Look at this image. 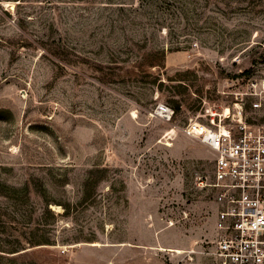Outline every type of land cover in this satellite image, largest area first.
<instances>
[{
	"label": "rangeland",
	"instance_id": "1",
	"mask_svg": "<svg viewBox=\"0 0 264 264\" xmlns=\"http://www.w3.org/2000/svg\"><path fill=\"white\" fill-rule=\"evenodd\" d=\"M263 77L264 0H0V264H212L214 155L186 129L203 100L264 125Z\"/></svg>",
	"mask_w": 264,
	"mask_h": 264
},
{
	"label": "built area",
	"instance_id": "2",
	"mask_svg": "<svg viewBox=\"0 0 264 264\" xmlns=\"http://www.w3.org/2000/svg\"><path fill=\"white\" fill-rule=\"evenodd\" d=\"M248 87L249 94L260 98L254 108H261L264 77L249 79ZM207 104L203 100L210 117V124L203 125L205 131L192 134L186 129L198 135L214 155L211 186L217 205L216 236L207 255L212 264H264V125L250 123L242 106L229 119V109L219 113ZM151 114L171 122L175 110L159 103Z\"/></svg>",
	"mask_w": 264,
	"mask_h": 264
},
{
	"label": "trees",
	"instance_id": "3",
	"mask_svg": "<svg viewBox=\"0 0 264 264\" xmlns=\"http://www.w3.org/2000/svg\"><path fill=\"white\" fill-rule=\"evenodd\" d=\"M148 65L149 66H151V67H154V66H158L159 64L156 62V61H153V60H150L149 62H148ZM245 72H248V71H244V73ZM182 79H180V81H181ZM160 84H163V82L161 81L160 82ZM182 83H180L179 85H176L175 86V88L177 89L176 90V93L177 94H180V93H183V92H180L179 91V88H181V85ZM187 89V88H186ZM186 94H187V101H188V105H190L191 104V102L192 101H190V100H192V94L191 93H187V92H185ZM172 102H173V108H174V110H175V117H176V114H178L179 113V111L181 110V102L179 101V100H177V99H173L172 100ZM174 117V118H175ZM45 210L47 211V212H50V213H52V211L48 208V206L47 205H45ZM10 251H4V252H8V253H12V252H17L18 250H16L15 248L14 249H9ZM12 250V251H11ZM0 251H2V250H0ZM31 251V253H35V251H34V249H32V250H30ZM24 253H26V252H23V253H19V254H23V255H25ZM5 255H2V254H0V258H5L4 257ZM16 256L17 255H14V256H12V258H14V259H16ZM11 256H8L7 258H10Z\"/></svg>",
	"mask_w": 264,
	"mask_h": 264
},
{
	"label": "bare ground",
	"instance_id": "4",
	"mask_svg": "<svg viewBox=\"0 0 264 264\" xmlns=\"http://www.w3.org/2000/svg\"><path fill=\"white\" fill-rule=\"evenodd\" d=\"M226 113L229 114L230 113L229 110H227ZM189 129H190V133H192V134L201 133V132L205 131L204 126L202 124L197 123V122L191 123L189 126Z\"/></svg>",
	"mask_w": 264,
	"mask_h": 264
}]
</instances>
